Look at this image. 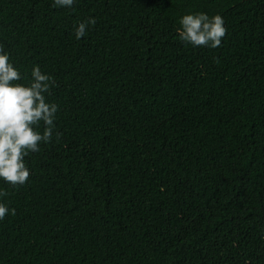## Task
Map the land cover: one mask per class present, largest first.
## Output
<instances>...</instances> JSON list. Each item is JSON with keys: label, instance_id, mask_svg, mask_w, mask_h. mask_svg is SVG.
Segmentation results:
<instances>
[{"label": "trees", "instance_id": "obj_1", "mask_svg": "<svg viewBox=\"0 0 264 264\" xmlns=\"http://www.w3.org/2000/svg\"><path fill=\"white\" fill-rule=\"evenodd\" d=\"M201 12L220 47L180 41ZM0 45L58 105L0 179V264H264V0H0Z\"/></svg>", "mask_w": 264, "mask_h": 264}, {"label": "clouds", "instance_id": "obj_2", "mask_svg": "<svg viewBox=\"0 0 264 264\" xmlns=\"http://www.w3.org/2000/svg\"><path fill=\"white\" fill-rule=\"evenodd\" d=\"M75 0H54V6L71 8ZM92 17L74 26L77 39L83 38L90 26L96 24ZM177 30L181 42L193 47L218 48L227 34L223 17L219 14L209 17L206 13L186 14L180 18ZM28 85L16 83L21 73L9 62V55L0 45V179L13 188L23 186L30 177L24 158L29 152L41 151V143H50L53 138L58 105L47 101V96L56 86L55 79L41 71L39 66L31 70ZM43 123V132L37 129ZM59 140L60 133L56 132ZM0 191V197L7 196ZM10 209L0 203V220ZM15 215V209H11Z\"/></svg>", "mask_w": 264, "mask_h": 264}]
</instances>
